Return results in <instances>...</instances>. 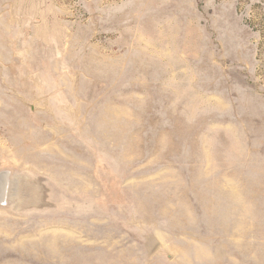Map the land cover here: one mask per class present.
Returning a JSON list of instances; mask_svg holds the SVG:
<instances>
[{
    "label": "rangeland",
    "instance_id": "rangeland-1",
    "mask_svg": "<svg viewBox=\"0 0 264 264\" xmlns=\"http://www.w3.org/2000/svg\"><path fill=\"white\" fill-rule=\"evenodd\" d=\"M4 177L0 264H264V0H0Z\"/></svg>",
    "mask_w": 264,
    "mask_h": 264
},
{
    "label": "bare ground",
    "instance_id": "bare-ground-1",
    "mask_svg": "<svg viewBox=\"0 0 264 264\" xmlns=\"http://www.w3.org/2000/svg\"><path fill=\"white\" fill-rule=\"evenodd\" d=\"M0 188L3 190V192H2V195H3V197H2V199H4L5 198V193H7V178H3L2 179V181H0Z\"/></svg>",
    "mask_w": 264,
    "mask_h": 264
}]
</instances>
